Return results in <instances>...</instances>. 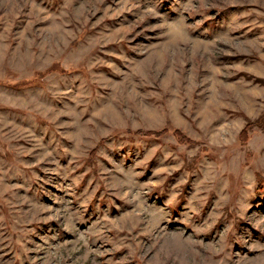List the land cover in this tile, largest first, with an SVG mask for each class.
<instances>
[{
    "label": "rangeland",
    "instance_id": "374dc122",
    "mask_svg": "<svg viewBox=\"0 0 264 264\" xmlns=\"http://www.w3.org/2000/svg\"><path fill=\"white\" fill-rule=\"evenodd\" d=\"M263 112L264 0H0V264H264Z\"/></svg>",
    "mask_w": 264,
    "mask_h": 264
},
{
    "label": "trees",
    "instance_id": "16d2710c",
    "mask_svg": "<svg viewBox=\"0 0 264 264\" xmlns=\"http://www.w3.org/2000/svg\"><path fill=\"white\" fill-rule=\"evenodd\" d=\"M264 121V112L262 113L261 117H259V120L256 121L257 124H260ZM253 122H248L245 126V128L243 129V131L241 132L240 136L243 137L242 140L243 142H246V138L244 136H246L247 134V129H249L252 126ZM142 133V132H141ZM176 133V132H175ZM150 134H155L154 131H149L147 133H145V135H150ZM157 135V134H156ZM177 136L183 137L181 134H179L178 132L176 133ZM185 140V138H183Z\"/></svg>",
    "mask_w": 264,
    "mask_h": 264
}]
</instances>
